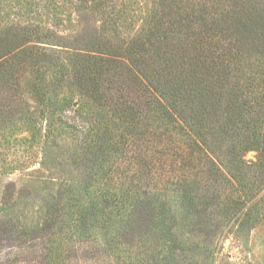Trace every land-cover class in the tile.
<instances>
[{
	"label": "trees",
	"instance_id": "trees-1",
	"mask_svg": "<svg viewBox=\"0 0 264 264\" xmlns=\"http://www.w3.org/2000/svg\"><path fill=\"white\" fill-rule=\"evenodd\" d=\"M76 1L100 22L65 40L0 14V138H35L41 115L45 145L58 124L81 141L36 209L11 196L0 242L39 241L47 264L88 241L123 264H210L202 242L264 217V0H157L133 34L114 0Z\"/></svg>",
	"mask_w": 264,
	"mask_h": 264
},
{
	"label": "rangeland",
	"instance_id": "rangeland-1",
	"mask_svg": "<svg viewBox=\"0 0 264 264\" xmlns=\"http://www.w3.org/2000/svg\"><path fill=\"white\" fill-rule=\"evenodd\" d=\"M113 3L115 10L125 9L124 25L130 22L128 30L132 34L143 27V20L158 7L157 0H114ZM78 8L76 0H0V14L3 17L21 24L35 23L50 28L54 34L64 36L63 40L81 31L84 17L90 16L97 24L100 22L99 13L86 9V13L80 12L81 16ZM54 50L57 51L55 55H62L61 61L66 64L65 58L71 49L57 47ZM29 101L32 109H35L36 103ZM76 105L77 101L74 107ZM66 114L74 116L73 111ZM38 116L40 122L35 138L26 125L16 131L10 129L9 134L0 138V219L3 216L12 217V210L7 207L11 196L24 197L23 201L29 202L27 209H32V212L39 203L34 200V196L45 200L49 192L56 193L62 181L71 180L76 174L74 169L71 171L72 155L79 153L77 148H81V141L65 124H58L53 137L45 145L48 119ZM256 157V151L246 155L247 159L255 160ZM23 201L19 206L24 209ZM210 239L212 241L202 244L212 250H202L200 255L210 264L211 261L213 264H264V217L250 232L237 231V226L228 224ZM106 245V242L103 244L101 241L68 243L65 249L72 255L69 264H123L107 251ZM42 246L39 241L15 245L4 239L0 242V264H47L42 259Z\"/></svg>",
	"mask_w": 264,
	"mask_h": 264
}]
</instances>
